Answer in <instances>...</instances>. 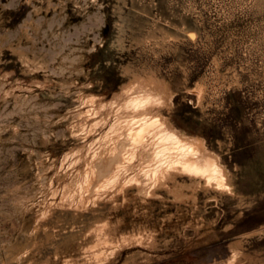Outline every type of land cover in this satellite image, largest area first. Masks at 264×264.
<instances>
[{"label": "rangeland", "instance_id": "obj_1", "mask_svg": "<svg viewBox=\"0 0 264 264\" xmlns=\"http://www.w3.org/2000/svg\"><path fill=\"white\" fill-rule=\"evenodd\" d=\"M78 1L0 0V264H264V0H168L193 9L200 37L156 47L127 30L125 48L120 2ZM125 64L167 82L154 111L220 156L233 193L176 169L150 191L130 175L139 157L110 179L103 135L134 77Z\"/></svg>", "mask_w": 264, "mask_h": 264}, {"label": "bare ground", "instance_id": "obj_2", "mask_svg": "<svg viewBox=\"0 0 264 264\" xmlns=\"http://www.w3.org/2000/svg\"><path fill=\"white\" fill-rule=\"evenodd\" d=\"M90 1L95 4L99 0H90ZM118 1L120 2V4L118 3L114 6V11H115L116 16H117V19L115 21V25L118 28V32H119L116 41L122 48H125V46H126V44H125L126 37L124 36V34L126 33L127 30L131 31L130 37L134 43L142 44V43L154 42L156 47H163L169 43H172V42L174 43V42L181 41L184 39L196 40L201 35V29H200V25H199L200 23H198V21H197L198 17H197V19H195L193 16L190 15V11L193 9H190V8L186 9L185 8L184 10H180L177 7L175 8L174 6L172 7L171 5H169L170 3H168V0H151L150 2H145L142 0H130L129 3H127L126 0H118ZM122 2L126 6L128 4L127 9L124 8V5H121ZM76 3L80 6H83L78 0H76ZM51 5H52V0H48V5L46 6V9L48 10ZM191 6H193V5H191ZM35 7H36V12H38V13L43 9V6L37 5ZM21 56L25 61H32L36 65H40V63H41V61L38 59H30V57L23 52H21ZM123 69L125 72H129V73L133 74L134 77L129 82H127L123 85V87H122L123 91H121L122 96L120 98L116 97V96H118L117 91H116V93H114V95H113L114 101H112V99H111V102H109V104L111 103L110 106L115 104L116 111L114 113H116V114H114V113L113 114L117 115L116 116L117 118H116V120H114V122L110 126V128L108 130H106V133H104V135H103L104 141L106 140L107 143L108 142L114 143L111 147H109L112 150L111 151L112 154H109V158L108 157L103 158V161L100 165V166H103L101 168H107L108 173L113 174L112 176H110V179L112 181L116 180L117 178H119V176H121L122 173H124V172L128 173L127 171L132 170V167H131V165L129 166V164L131 162H133V160H135L137 157H139L138 158L139 159L138 161H140L139 165L141 164L140 169L136 166V168H138L139 172L137 174H134V172H132V174H134V175H132V174H130V175H131L132 179H135V182L137 181L138 183L141 184V187L146 188V186H148L149 187L148 190H150V189L153 190L157 186V184L159 186L161 184V180L164 183L163 180L165 179V177L171 172V170L176 169L177 171H180V172L182 171V173H184V174L188 173L191 176L200 177L202 180L204 179L205 183H203V184L213 186V187H215V189L219 188V190H223L224 192L226 191L228 193H233L235 189L233 190V186L229 182L228 171L221 164L220 156L213 153V152L208 151L206 149V145H205V142L203 139L196 138V137L182 133L181 131H179L177 128H175L170 123L169 117L167 115L157 113L156 111H154L156 106L162 105L165 103V100L167 97L166 95L168 94L167 93L168 92L167 82L165 80L159 78L158 76H156L157 74L155 75V73H154L155 71L153 72L152 70L146 71L145 75H143L137 69H135L131 64L123 65ZM203 86L204 85L198 86V89L196 91L197 95H198V102L199 103L202 102V99L204 97V87ZM93 98H95V97H93ZM157 101H159V103H157ZM97 102H98V100H97ZM93 114H95V112ZM105 121H106V118H105ZM95 122H97V121H95ZM95 122H94V124H95ZM90 125H91V123H90ZM123 130H125V132L123 134H120V132ZM109 144H107V146H109ZM90 146H91V144H90ZM105 147L106 146H104V148ZM106 148L103 150V153H105V150L109 149V148H107V149ZM101 152L102 151H100V153ZM92 153H93V158L99 157V156H97L98 155L97 152H92ZM86 155H87V153L84 155V157ZM101 155L104 156V154H102V153H101ZM85 158H87V157H85ZM79 160H80V158L78 159V161ZM89 161H92V160H89ZM98 161H99V159H98ZM89 163H93V162H89ZM89 163L86 162V166ZM89 167L91 168V172L93 174L94 172L97 171L99 165L93 164L91 166H88L87 167L88 169H86L85 171H87V170L90 171ZM98 170L102 171L103 169L102 170L98 169ZM138 170H136V171H138ZM77 171L79 172V170H77ZM105 171H103V172H105ZM87 172L86 173L84 172V173L87 174ZM84 173H81V174H84ZM102 173L100 172V174H102ZM108 173H105V174H108ZM89 174H91V173L89 172L87 174V176ZM95 174L96 173H94V176H95ZM105 174L103 173V175H105ZM74 175H76V173ZM94 176H93V179H94ZM123 176H124V174H123ZM129 177L130 176H128V178ZM82 178L84 179V177H82ZM87 178H88V180L90 179L89 177H87ZM87 178L85 180H87ZM200 178H198V179H200ZM73 179H72V181H73ZM77 179H78V176H77ZM93 179L91 178V182ZM104 180H103V182H104ZM79 181H80V177H79ZM95 181H97V180H95ZM95 181H93L94 182L93 185H95ZM87 182H86V184H87ZM67 183H66V185H67ZM74 183H75V180H74ZM125 183H127V182H125ZM163 183H162V185H163ZM86 184H84V185H86ZM90 184H88V185L90 186ZM97 184H98V182H97ZM198 184H202V183H200L198 181ZM78 185H79V182H78ZM103 185L104 184H102V186ZM89 186L87 187L88 190L90 188ZM106 186H107V184H106ZM111 186H113V185H111ZM189 187H191V186H189ZM78 189H80V187ZM90 190H91V188H90ZM85 191H86V189H85ZM85 191H84V193H85L84 196L86 195ZM149 192L147 191V193H149ZM79 193H80V191H79ZM82 194H83V192H82ZM88 194H90L89 191H88ZM88 197H89V195H88ZM95 197H97V196H95ZM92 198L94 199V196ZM82 199H83V197H82ZM82 199H81V201H82ZM240 215H241V212H240ZM196 222H198V221H196ZM109 224L110 223H108V225ZM190 225H192V224H190ZM198 226H199V224H198ZM103 227L104 226H102V228ZM87 233H88V231H87ZM251 233H249V234L247 233L248 236H250ZM152 234H153V232H152ZM150 236L152 237V235H150ZM150 236H149V238H150ZM133 237H132V239H133ZM135 238L138 239V236ZM141 238H144V237H141ZM150 239L152 240V238H150ZM104 240H106V239H104ZM123 240H124V238H123ZM241 240L242 239L239 238V240L236 241V243H230V245H229L230 248H234V245L237 246L239 244H242ZM81 241H82V239H81ZM102 241H103V239H102ZM76 242H77V240H76ZM123 242H125V241H123ZM141 242H142V240H141ZM153 242H154V240H153ZM99 243H100V241H99ZM101 244H102V242H101ZM82 245H80L81 248H82ZM96 245H97V242H96ZM96 245H94V246H96ZM106 245H109V244H106ZM94 246H92L93 249L95 248ZM104 246L105 245H103V254L106 251V250L104 251V248H105ZM74 249H76V248H74ZM95 252H97V254H98V251L95 250ZM99 255H100V253H99ZM237 255H239V254H237ZM235 258H237V257L234 254L230 262H234ZM74 261H76V260H74Z\"/></svg>", "mask_w": 264, "mask_h": 264}, {"label": "snow or ice", "instance_id": "obj_3", "mask_svg": "<svg viewBox=\"0 0 264 264\" xmlns=\"http://www.w3.org/2000/svg\"><path fill=\"white\" fill-rule=\"evenodd\" d=\"M157 103H159V101H157Z\"/></svg>", "mask_w": 264, "mask_h": 264}]
</instances>
